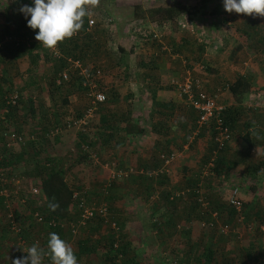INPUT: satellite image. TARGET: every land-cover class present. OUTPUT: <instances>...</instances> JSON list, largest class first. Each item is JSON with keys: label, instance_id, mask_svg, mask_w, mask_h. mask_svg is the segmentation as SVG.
Here are the masks:
<instances>
[{"label": "rangeland", "instance_id": "1", "mask_svg": "<svg viewBox=\"0 0 264 264\" xmlns=\"http://www.w3.org/2000/svg\"><path fill=\"white\" fill-rule=\"evenodd\" d=\"M150 1L160 0H100L102 10L95 16H89L94 23H97L96 32L105 39L103 44L108 48L106 54L102 55V49L100 48L96 54H89L81 57V59L79 58L85 66L99 69V77L97 76L94 79L105 95V100L99 103L98 106L96 105V108L90 113H86L89 100L85 93L86 90L66 82L69 74L75 73L71 65H66L67 77L58 83L55 80L56 89L51 91L48 88L52 77H47V75H51L48 70L44 69L46 73L40 74L41 77H38L37 83H28V75L24 74V68L27 65L25 56L18 58L16 66L11 68L13 74L15 71L17 73L9 79L13 83L11 90H14L12 93L16 95V98H20L21 101L7 124V128H20L21 139L16 143L15 147L16 150L23 149L25 152L23 153L22 161L16 162L9 169L10 176L8 178L11 180V185H8V188L16 189V193L11 198L13 203L12 212L14 209L16 214L14 216L15 219L20 224L28 221L30 224L24 231L25 236L22 237L24 243L21 245L18 243V234L6 227V210L4 211L5 207L0 203V241L2 242V247L8 246L2 252H7V260L10 261V264H12L13 259L27 255L23 249L33 245L30 238L31 235L38 234L41 238L48 235L47 232L44 233V230H41L42 226L40 224H33L30 217L27 218L29 212L32 211L36 204L26 201L27 198H30V193H28L27 189L36 180V178L27 173L36 158L35 152L38 153L39 157H43L45 154L61 156L62 161L69 168L67 179L75 183L79 182L84 189L85 197L83 195V198L87 204H95L98 200H103L105 197L98 189L102 187L103 183L111 182V185L107 187L116 195L113 205H117L120 209L119 211L122 212L120 215L123 217H125V214L129 217L130 215L132 216V211L128 210L130 208L125 207L131 204L136 208L134 213H137L138 218L141 216L145 220L148 229L153 216L143 209L145 205L149 202L156 203V200L160 198L159 192L162 189L173 193L179 192L180 199L176 202L178 214L174 216L175 225L172 228L174 232H172L171 237L166 238L163 243L164 247L159 250L155 249L153 252L154 257L162 261H164L165 257H169V253L171 256L165 261L168 262L174 259V248L179 247V245L180 248L183 247L179 241V232L185 228L189 229V231L191 230L190 228L193 229L191 233L195 240L196 252H201L203 241L217 240L215 244L216 253L214 254V262L216 264H222L221 258H225L228 254H236L239 248L238 244H242L243 241H246L253 234L255 237L264 240V229H255L254 223L258 221L257 218L250 219L251 225L249 224L248 226L241 219L232 220L230 223H233L227 226L226 231L220 230L219 219L215 225H202L194 216V211L200 205L189 206L191 199L188 198L186 193L190 190V187H188L190 184L189 179L197 177L198 180L192 187L197 191L198 197L202 198V200L208 199L213 202L212 205L217 204L219 205L218 208H222L226 204L229 190L233 185H236L241 201H247L255 195L256 205L262 211L261 223H264V165L257 173L250 174L243 172L244 169L241 162L233 166L226 175H217L214 172H210V158L207 162H203L202 159L211 145L209 130L203 129V126L197 127L196 124L193 128L190 127V123L184 124L183 117L178 113V109L175 110L172 120V124L178 129L166 130L165 134H163V132L155 133L149 128L154 119L150 112L147 111L146 104L148 99L143 97L139 90L138 92L137 90H131L133 84L130 83V85L127 81L128 79L133 81L132 77H142L141 75L146 73V70L140 71L134 66L137 55L142 52L140 50L135 52L133 47L141 48V46L133 44L136 40V35L126 31L127 29L125 28L128 22V14H131L132 11V5L139 4L144 6ZM162 1H179L188 4L196 0ZM116 3H121V6L117 7ZM21 4L27 3L24 0H19V2L17 0H0V30L4 28L5 24L3 10L7 9L8 19L12 23L15 15L21 14L18 10ZM109 5H111V8H109ZM204 5L205 11L199 16H193L196 18V23L192 22L194 25L193 32H189L186 29L181 31L174 29L177 30L176 35L187 40L186 43H180L183 44L182 49H184L186 55L185 57L183 56L185 62H181L179 58H173L179 59L173 61L166 50L160 49V51L164 52L165 56L170 59L171 64L179 69L180 79L187 74L185 70L188 69V74L196 79L203 89L215 94L218 102L229 104L234 100L227 88V83L233 78L235 70L233 68L225 70V65L216 64V61L229 60V57L224 55L229 50L234 49L230 48V43L236 47V50H240V55L235 58L233 63L237 62L240 65H246L244 67L247 70H244V74H247L253 80L249 91L242 97V105L245 110L240 119L241 121L245 119L253 123L254 126L262 130L264 137V75L262 74L263 71L260 70L261 68L258 70L255 67L252 70L248 66L249 63L257 64L259 60L261 61L259 58H262L257 46L259 45V37L264 36V17H253L235 12L228 13L224 10L223 0H205ZM208 11H211V13ZM118 13L121 14V18L117 22L113 21L104 24L105 22L103 21L106 17L115 18ZM19 14L15 17L16 21L19 18ZM184 16V14L179 15V17ZM201 16H204L206 20H203ZM208 17L212 18L215 24L210 23L207 25ZM199 19L200 21H198ZM94 23L92 22L91 28ZM165 34H162L161 40L166 44ZM198 44L202 45L201 50L197 48ZM3 46L4 42L0 41V48L3 49ZM118 46L133 50L136 56L132 52L118 53ZM245 49L248 54L245 53ZM256 49L259 53L255 51ZM247 57L248 60L246 59ZM244 60L247 61V64H243L242 61ZM254 70H256V73L250 74ZM57 76L58 74L55 79ZM167 76H171V74L168 73ZM26 82L27 85L25 84ZM172 85L174 84L169 82L168 86ZM256 92L260 93L258 98L255 97ZM62 96L67 97L66 105L62 104ZM28 99H30L34 107L33 113H30L28 109ZM152 107L154 106L152 105ZM187 109L186 107V110L183 111H187ZM100 110H104L109 121L113 123L114 134L112 140L109 144L97 141L92 145L90 156L76 162L75 159L79 158L80 155L75 144L77 130L82 129L87 131L89 135H93L99 128L97 116ZM180 110L182 111V109ZM81 117L84 118L83 121L78 122L77 119ZM67 120L69 121L68 126L66 125ZM125 124L128 128H132V126L140 127V131L135 129L129 131V129L124 128ZM182 124H184L183 128H181ZM54 127H59V131L54 132ZM126 130L128 131L126 132ZM198 131L202 133L197 135ZM243 132V128L242 130L237 129L234 132V136L229 140V155L238 150L234 154L238 156L240 150L245 146L239 136V133ZM167 150L176 152L174 159L165 166H161V171L152 172L161 165L158 162L159 154L165 153ZM262 158L264 159V148L256 145L249 151L247 160L249 163H254ZM145 165L146 167H144ZM140 168H146L148 173L151 172V176H154L153 179L141 177ZM125 169L131 170L126 176H123L119 171ZM111 173H113V177H111ZM160 173H164L167 177L162 183L156 180L157 175ZM148 181L150 185H148ZM149 192L150 194H148ZM71 211L74 212V209H71ZM186 211H189V216H186ZM71 221H63V224L65 227L69 226V224L76 227L75 232L71 233L67 241L74 251L77 239L89 235L90 232H100L101 229L99 227L96 228L95 220L91 218L81 225L78 222L72 223ZM187 221L192 225L186 227L189 224ZM105 226L103 225V228ZM169 227L171 228V226ZM125 228L128 231V236L134 237H130L131 245L135 250L139 264H143L144 256L136 247H141V244L138 243L139 239L136 237L140 230L139 224L136 221ZM154 238L157 241V237ZM156 241L153 240V242ZM167 241H169L170 245ZM165 251H168L166 255H164ZM0 259H2L1 255ZM157 259L154 261H157ZM77 260L78 264H101L98 251L79 254ZM44 264H51V262L45 259ZM170 264L178 263L170 262Z\"/></svg>", "mask_w": 264, "mask_h": 264}, {"label": "trees", "instance_id": "2", "mask_svg": "<svg viewBox=\"0 0 264 264\" xmlns=\"http://www.w3.org/2000/svg\"><path fill=\"white\" fill-rule=\"evenodd\" d=\"M24 1L30 6L33 5V0ZM204 4L205 0H196L193 3L188 4L179 1L164 2L162 0L151 1L144 6L134 4L132 5L131 14H128L126 31L135 33L136 37H139V35L136 33L137 31L133 30V27L135 25H137V27H144L145 36H143L142 42H150L153 40L154 42L161 41L164 44V47H166L161 49L166 50L170 55L174 52H180V54L185 57L186 55L184 53V49H180V47L175 44L173 41L174 37H171L169 40H167V43L165 44L161 40V37H163L162 34L166 33L167 25L171 29L178 28L180 30H184L179 25L178 20L181 18L179 15L184 14L187 16V18L199 16L203 11H205ZM7 14L8 11L5 8L3 10L5 24L4 28L0 30V41L4 42V48H0V172L5 177L7 176V180L0 182V187L3 185L7 189H10L8 188V185H11V180L8 178L10 176L9 169L16 162L18 163L19 161H22L23 153L25 152L23 149L16 150V143H18L20 140L11 141L8 137L10 133H13L15 136H20V128H7V124L11 120L12 115H14L15 111L17 110L18 103L21 101L20 98H16V95L12 93L14 91L11 90L13 83L9 81L10 77H13L14 74H17L16 71L14 74L11 71V68L16 66L17 59L23 56L27 58V65L24 68V74L28 75V83H37L38 77H41L40 74L46 73L48 70L51 75H47V77H52L48 88V90L51 91L56 89L54 83L56 75L60 71L66 70V65L68 64V61L66 60L67 57L81 59V57L88 56L89 54L98 53L100 48L102 49L101 52L103 55L108 52V48L105 46V44H103L105 43V39L100 37L96 32L98 27L97 23H94L92 20L94 23L92 28V23L90 25L88 24V16L84 18V26L77 35L70 39H66L60 43L56 49L50 50L45 48L42 44H39V41L35 39V33L38 30H33L27 26V19L30 17H25L22 13H18V20L16 21L15 19V17L18 16V14H16L12 20L13 22L11 23ZM117 20H119L117 17H106L103 22H105L104 24H108L109 22L113 21L117 22ZM149 24L155 25V27L150 28L147 26ZM155 31L159 33L158 36H152ZM4 37L7 38L4 39ZM181 42L186 43L187 40L181 38ZM258 44L259 45L257 47L259 48L260 54L262 55V69L264 70V36L259 37ZM181 46H183V44H181ZM197 48L201 50L202 45L198 44ZM117 50L118 53L131 52V49H124L121 46H118ZM137 60L140 61L139 55H137ZM81 64L84 65L82 62ZM88 68L92 73L94 72L93 69L96 67ZM44 69L46 71H44ZM73 70H75V73L69 74V78L66 79L67 84L76 85L78 88L86 89V86L82 84L83 77L78 73L75 67H73ZM141 76L143 77V74ZM182 77H184V75ZM177 80L181 79L177 78ZM252 82V78L247 74H238L233 80L227 83V88L234 101L229 104H224L222 109L219 111L218 116L221 119V126L226 127L229 138L222 144L220 149L216 150L215 155L212 157H210V155H212V149L215 146L211 139L214 123H211L210 121V123L207 125H202L203 129L209 130V138L211 140V145L208 147V152L202 159L203 162H207L208 159L211 158V164L209 165L210 172H214L217 175H226L228 171L239 162L243 164V172L248 174L257 173L258 170L264 165L263 158L254 163H249L247 160L249 151H251L254 146L259 145L261 148H264V137L262 130L254 126L250 121H246L245 119L241 121L240 119L245 110L242 105V97L246 92L249 91ZM25 84L27 85V82ZM164 86L168 87V85ZM97 88L100 89L99 85H97ZM153 91L154 90L151 92V103L155 110L150 113L154 119L150 126V129L153 132H163V134H165L166 130L172 131L174 129H178L172 124L174 112L177 109L179 111L178 113H180V116L183 117V123H190V127H195V120L197 118L196 109L180 101L175 102L172 99L157 100L154 98ZM12 95H15L14 99H11ZM103 101L98 102V104L102 103ZM66 103L67 97L62 96V104L66 105ZM27 106L30 113H33L34 107L32 106L30 99H28ZM106 106H108V104H106ZM186 107L188 108L187 111H183L186 110ZM180 109H182L183 112ZM97 120L99 123V128L93 135H89L87 131L82 129L77 130V139L75 144L80 155L79 158L75 159L76 162L84 160L86 157L90 156L92 145L97 141L105 144H109L111 142L114 134V127L112 125L113 123L109 121L104 110L99 111ZM126 124L124 125L125 129H129V131H133V129L140 131V127L132 126V128H128ZM184 124L181 125V128H183ZM242 128L244 132L239 133V136L245 143V146H243V149L240 150L238 156L234 155L238 150L235 153L229 155L228 142L234 136V132L237 129L242 130ZM127 131L128 130H126V132ZM201 133V131H198L197 135H200ZM170 151L173 150H167L165 153H169ZM34 155L36 158L34 159L32 166L27 173L36 178L29 188L32 186L38 187V194L32 197L30 196V198L26 199V201H29L33 204L36 203L32 211L29 212L27 218L30 217L33 224H40L42 226L41 230H44V233L47 232L49 235V233L55 232L62 239L68 241L71 233L73 232L71 231V225L69 224V226L65 227L63 221L67 222V220H72V223L78 222L79 208L77 203L80 197H83V195L85 197V193L83 191L84 189L81 187L79 182L75 183L74 181H69L67 179L69 168L68 165L62 161L61 156L45 154L43 157H39L38 153L36 152ZM158 162H162L160 158L158 159ZM144 167H146V165ZM147 171L148 170L146 168L139 169L141 177L152 180L154 176H151V174L147 175ZM166 178L167 177L164 173H160L157 175L156 180L157 182L162 183V181H165ZM197 180V177L189 179L190 184L188 183V187H190V190L186 193L188 198L191 199L189 206H194L195 204L200 205V207L197 206V209L194 211V216L199 220V222L204 221L205 226L209 225L208 222L215 225L219 219L220 222H218V225L230 226L229 224L233 223L230 222L235 219L237 220L238 214H240L241 220L245 222L246 226L249 224L251 225L250 219L257 218L258 221L254 223L255 229L257 228L259 230H263L259 228V223H264H261L262 211L256 205L257 202L255 195H253L247 201H241L239 199L241 203V210L240 213H237L234 207L227 201L226 204L222 206V208H218L219 205H212V201L208 199H204V201L202 198H199L197 191L194 189V187H192V185ZM108 185H111V182L103 183L102 187L98 189L105 198L95 202L96 204L104 202L106 214L101 216L94 213L90 217L92 220H95L94 222L96 224V228H101L100 232H90L91 234L89 233V235H85L84 237L77 239L75 254L78 256L82 253H94L98 251L101 264H139L138 260L136 259L135 250L131 245V239L128 236V231L125 228V217L120 215L122 212L119 211L120 209L117 207V205H113L116 195L114 192L108 189ZM148 185H150L149 181ZM159 193L160 198L156 200V203H152L151 206L154 207V209L149 211L151 216H153L150 223L156 230H159L160 228H168L169 226H171L172 229L175 225L174 216L178 214L176 210V206L178 205H176V202L180 199L179 192L173 193L162 189ZM148 194H150V192ZM13 196L14 194L11 195V198ZM203 202H205V204H203ZM0 203H2L1 205L3 207H6L4 205L2 195H0ZM52 203L59 205L55 211L49 207V205ZM71 209H74V212L71 211ZM5 210L6 208L4 211ZM35 211L38 215H41L42 220L36 221L35 216L33 215ZM13 212V216H16L14 209ZM212 212H215V214H212ZM186 216H189V211H186ZM50 220H52L53 223L48 224L47 222ZM87 220L89 219H86L85 222ZM16 221L19 223L17 219ZM28 222H21V224L19 223L20 230L17 233L21 237L25 236L24 231L30 224V222ZM84 223H80V225ZM6 225L5 226L8 227L7 223ZM103 225L106 226L103 228ZM188 233L189 229L187 228L180 230L179 240L184 242L183 247L180 250L177 246L174 252L175 255H173L174 259H171V261H168L167 263L175 262L178 264H215V243L211 242V240L203 241L202 250L198 253L195 249V242L189 241ZM48 235L41 238L38 234H34L31 235L30 238H37L39 241L37 244L40 247H46L47 241L49 239ZM253 236L248 237L250 238V241H248L249 239L247 238L246 241L242 242V244H238L239 248L236 254H228V256L225 258H221L222 264H264V243H262L260 238ZM45 259L50 261V259L47 257Z\"/></svg>", "mask_w": 264, "mask_h": 264}, {"label": "built area", "instance_id": "3", "mask_svg": "<svg viewBox=\"0 0 264 264\" xmlns=\"http://www.w3.org/2000/svg\"><path fill=\"white\" fill-rule=\"evenodd\" d=\"M180 27L183 29L188 30L189 32L194 31V25L190 21H188L186 18H182L178 20ZM92 23V19H88V24L90 25ZM133 30H136L137 35L139 37H136L137 45H140L143 36H145V29L144 27H137L135 25L133 27ZM135 34V33H134ZM158 32H154L152 36H158ZM7 37H4V39ZM14 40V39H13ZM166 48V47H164ZM66 60L68 61L69 65H72L75 67L78 71V73L83 77L82 84L86 86V94L88 97V105L86 108V113H90L93 109L96 108V105L98 102H101L105 99V95L101 89L97 88V82L94 79L98 76V73L100 74L99 69H95L94 72L91 73L89 68L87 66H84L81 64L79 59L77 58H70L67 57ZM67 77L66 70H62L58 73L57 78L55 79L56 82H60L63 78ZM99 77V76H98ZM172 84L175 86L176 94L180 102L185 103L187 105L192 106L194 109L197 110V118L195 120L196 126H202L207 125L208 123H214L213 124V130L211 139L214 143V148L212 149V156L215 155L216 150L220 149L222 144L228 140V131L225 126H221V119L218 116L219 111L222 109L224 104L218 103L216 100V95L207 92L205 89H203L198 81L196 79H193L188 73L184 75V77L181 80H173L171 81ZM260 93L256 92L255 97H259ZM15 95H12L11 99H14ZM85 113V114H86ZM83 117L78 118V122L83 121ZM74 122V121H72ZM66 125H69V121H66ZM59 127H54V132H58ZM9 139L11 141H18L21 139V136H15L13 133H10L8 135ZM176 156L175 151H170L169 153H160L159 158L161 159V165L157 167L154 171H161V166H165L168 164L171 160L174 159ZM209 163L211 164V158ZM131 169L128 170H121L119 173L122 175H126ZM148 173V172H147ZM149 172L148 174H150ZM111 177H113V173H111ZM7 178L0 172V182L6 181ZM28 193H30V196H34L38 194V187L32 186L28 190ZM16 193V189H7L5 186L0 187V195L3 196L4 205L6 206L5 211V222L8 224V227L13 230L15 233H17L20 230V225L16 221L15 217L13 216L12 212V201L11 195ZM226 201L231 204L237 213H240L241 210V203L239 200V195L237 191V187L233 186L227 195ZM205 204V202H203ZM77 206L79 208V220L78 223H84L86 219H89L94 213L98 215H105L106 214V208L104 202L100 203H92L87 204L83 197H80L77 203ZM212 214H215V212H212ZM35 216L36 221L42 220L41 215H38L36 211L33 213ZM238 219H241V215L238 214ZM48 224L53 223L52 220L47 222ZM202 225L205 224L204 221L200 222ZM209 225H212L210 222H208ZM260 229H264V224H259ZM76 230V227L71 224V231L74 233ZM221 231H226L227 226L221 225L220 227ZM18 234V233H17ZM31 242L33 244H37L39 241L37 238L33 237L31 239ZM18 243L21 245L24 243V239L18 234ZM167 259V258H165Z\"/></svg>", "mask_w": 264, "mask_h": 264}, {"label": "crops", "instance_id": "4", "mask_svg": "<svg viewBox=\"0 0 264 264\" xmlns=\"http://www.w3.org/2000/svg\"><path fill=\"white\" fill-rule=\"evenodd\" d=\"M100 5L101 4H99V6L96 7V8L89 9V11H90V15L89 16H91V15L95 16L97 13H99L100 10H102ZM116 6L120 7L121 3L117 4ZM109 8H111V5H109ZM208 12L211 13V11H208ZM224 13L226 14V12H224ZM89 16H88V18H89ZM116 17L120 18L121 14L118 13L116 15ZM201 17L203 18V20H206L204 16H201ZM182 18H186L191 23L193 21L195 22V19H196L195 17L187 18L186 16L181 17L180 19L182 20ZM207 20H208L206 22L207 25H209L210 23L211 24H215L212 21V18L208 17ZM198 21H200V19ZM147 26L150 27V28L155 27V25H151V24H149ZM169 30H171V31H169ZM177 30L181 31L178 28H177ZM177 30L171 29L167 25V28H166V39L169 40L171 37H176V39H174L173 41L181 49L182 48V46L180 44L181 43V38L178 35H176ZM163 31H165V30H163ZM133 44H137L136 40L133 42ZM229 45H231L230 48H234V49L229 50L228 53L224 55V56H228L229 60L228 61L227 60H222V61L217 60L216 64L218 63V64H223V66L225 65V70H231L233 68L235 70L233 72L234 76H233V78L230 79V80H233L236 75L244 74L245 73L244 70H247V68L244 67L246 65L243 66V65H240L237 62L235 64L233 63L235 61V58H237L240 55V50H236V47L232 46L231 43ZM140 46H141V48H138L137 46L133 47L135 52H138L139 50L142 52L139 55L140 61H138L136 59L137 61L135 60V62H134L135 65L134 66H135L136 69H139L140 71H145L146 70L145 71L146 73H143V77H132L133 81H130V79L127 80L129 84L130 83L133 84L131 86V90H133V91L137 90V92L139 90V92H141L142 96L146 97L148 99L147 100L148 103L146 102L147 103L146 106H147V111H149L150 113L155 110V108L152 107V103H151V92H152V90H154L153 91L154 98L157 99V100L172 99L175 102H179V99H178L177 94H176L175 86H173V85L172 86H168V87L164 86L165 84L168 85L169 82H171L173 80H176L177 78H180V77H177V76H180L179 69L171 64L170 59L165 56L164 52L160 51V49L164 47V44L161 41L160 42L159 41H157V42L155 41L154 42V40H153V41H150V42H142L141 41ZM244 48H245V46H244ZM206 50H207V47H206ZM134 51L131 50V52L135 55ZM255 51L257 52V49ZM245 53L248 54L246 49H245ZM257 53H259V52H257ZM169 57L172 58V59L173 58H179V59H181V62H185V59H183V55L180 54V52L179 53L178 52H174ZM213 58H214V56H213ZM256 58L258 60L257 56H256ZM179 59H177V60H179ZM215 59H216V56H215ZM246 59L248 60V57ZM259 59H261V61L259 60L257 62V64L249 63L248 66L252 70L255 67H257L256 69H258V70H259V68H261L260 70L263 71L262 74L264 75V70L262 69V63H261L262 62V58H259ZM177 60L173 59V61H177ZM137 62H139V63H137ZM242 62H243V64H247L246 60H244ZM181 64L184 65L183 63H181ZM188 67H189V65H188ZM147 70H149V72H147ZM185 71L188 73V69L185 70ZM167 72L170 73L171 76H167V74H168ZM251 73L252 74L256 73V70L251 71L250 74ZM137 95H139V94H137ZM218 103H221V102H218ZM221 104H223V103H221ZM149 128H150V126H149ZM151 206H152V203L149 202V203H147L145 205V207L143 209L147 210L149 212L150 210L154 209V207H151ZM125 207L126 208H130L128 210L132 211V216L130 215V217L125 214V222H126V224L129 225V224L135 223L136 221L139 224L140 230L138 231L136 237L139 239L138 243L141 244V247L140 248L138 246H136V247L140 250V252L142 253V256H144L143 257V264H146V263L147 264H170V263H167V262H163L160 259H157V257H154L153 252H154L155 249L159 250L161 247H164L163 243L165 242L167 237H171L172 236L171 233L174 232V230L171 229L170 227H168V228H160L159 230H156L151 224L149 225V229H148L147 225L145 223V220L142 219L141 216L138 218L137 213H134V211L136 212V208L133 207V205L130 204V205H126ZM134 217H136V218H134ZM127 225H125V226L127 227ZM190 225H192V224L189 223L188 225H186V227H188ZM190 229L191 230L189 231V237H188V238H190L189 241L190 242H195V240L193 238V234L191 233V231L193 229L192 228H190ZM154 237H157V241H156V239ZM131 238H134V237L132 236ZM248 239H249L248 241H250V238H248ZM153 240H155L156 242H153ZM252 240H254V239H252ZM179 241L182 243L181 245H183L184 242L182 240H179ZM261 241H262V243H264V240L261 239ZM211 242H214L216 244L217 240L216 239H212ZM167 243H169V241H167ZM244 243H246V242H244ZM169 245H170V243H169ZM6 247H8V246L5 245L4 247H2V242L0 241V255L2 257V259H0L1 260L0 264H10V261L7 260V256H6L7 252L6 251H4V253L2 252V250H5ZM168 247H170V246H168ZM179 249L180 250L182 249V248H180V245H179ZM174 250H176V248H174ZM167 252L168 251H165L164 255H166ZM168 256L170 257L171 254L169 253ZM169 257L167 259H169ZM155 259H157V261H154Z\"/></svg>", "mask_w": 264, "mask_h": 264}, {"label": "clouds", "instance_id": "5", "mask_svg": "<svg viewBox=\"0 0 264 264\" xmlns=\"http://www.w3.org/2000/svg\"><path fill=\"white\" fill-rule=\"evenodd\" d=\"M19 2V0H17ZM100 0H33V5L21 4L19 12L27 19V26L35 33V39L45 48L54 50L60 43L77 35L84 26L89 9L98 7ZM228 13L264 17V0H223ZM49 207L55 211L58 204ZM26 256L12 260V264H44L49 258L51 264H78L73 247L57 233H49L46 247L33 244L23 249Z\"/></svg>", "mask_w": 264, "mask_h": 264}]
</instances>
